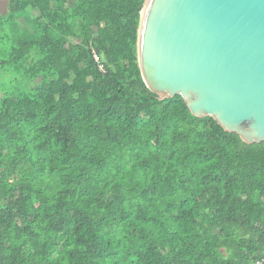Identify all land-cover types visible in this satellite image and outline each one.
I'll return each mask as SVG.
<instances>
[{"label": "trees", "instance_id": "obj_1", "mask_svg": "<svg viewBox=\"0 0 264 264\" xmlns=\"http://www.w3.org/2000/svg\"><path fill=\"white\" fill-rule=\"evenodd\" d=\"M6 1L0 264L264 259V142L149 90L145 0Z\"/></svg>", "mask_w": 264, "mask_h": 264}, {"label": "water", "instance_id": "obj_2", "mask_svg": "<svg viewBox=\"0 0 264 264\" xmlns=\"http://www.w3.org/2000/svg\"><path fill=\"white\" fill-rule=\"evenodd\" d=\"M138 58L161 100L264 142V0H145Z\"/></svg>", "mask_w": 264, "mask_h": 264}, {"label": "rangeland", "instance_id": "obj_3", "mask_svg": "<svg viewBox=\"0 0 264 264\" xmlns=\"http://www.w3.org/2000/svg\"><path fill=\"white\" fill-rule=\"evenodd\" d=\"M5 1L6 0H0V9L4 13L6 11V3H5ZM70 1H72V0H70ZM4 3H5V5H4ZM37 16H38V11L37 10L26 11V12L23 13L22 23L24 25H26V23H29L32 20V18L37 17ZM0 96H1V93H0Z\"/></svg>", "mask_w": 264, "mask_h": 264}, {"label": "built area", "instance_id": "obj_4", "mask_svg": "<svg viewBox=\"0 0 264 264\" xmlns=\"http://www.w3.org/2000/svg\"><path fill=\"white\" fill-rule=\"evenodd\" d=\"M93 59L98 66V70L101 71L102 73H105V68L102 62L100 61L99 56L95 52H93ZM256 264H264V259L259 260Z\"/></svg>", "mask_w": 264, "mask_h": 264}, {"label": "crops", "instance_id": "obj_5", "mask_svg": "<svg viewBox=\"0 0 264 264\" xmlns=\"http://www.w3.org/2000/svg\"><path fill=\"white\" fill-rule=\"evenodd\" d=\"M5 3H6V8H7V1H5ZM5 3H4V5H5ZM32 10H34V9H31V11H32ZM0 11H1V9H0Z\"/></svg>", "mask_w": 264, "mask_h": 264}]
</instances>
